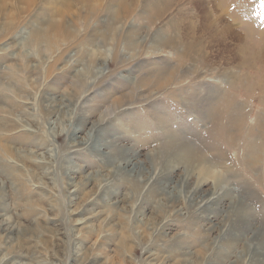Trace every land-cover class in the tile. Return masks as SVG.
Masks as SVG:
<instances>
[{
  "label": "rangeland",
  "instance_id": "374dc122",
  "mask_svg": "<svg viewBox=\"0 0 264 264\" xmlns=\"http://www.w3.org/2000/svg\"><path fill=\"white\" fill-rule=\"evenodd\" d=\"M13 1H0V217L13 227L0 264H264V135L252 133L254 165L243 127L206 112L219 89L252 124L260 94L161 44L173 4L157 17L153 0L122 14L131 1ZM231 5L261 28L264 0ZM171 146L207 161L173 160ZM197 163L214 173L201 179Z\"/></svg>",
  "mask_w": 264,
  "mask_h": 264
},
{
  "label": "bare ground",
  "instance_id": "6f19581e",
  "mask_svg": "<svg viewBox=\"0 0 264 264\" xmlns=\"http://www.w3.org/2000/svg\"><path fill=\"white\" fill-rule=\"evenodd\" d=\"M0 1H2V0H0ZM4 1L5 0H3V2ZM8 1H10V0H8ZM15 1L17 3L23 4L20 7L24 8V7H26V4H27V6L28 5L31 6L32 4H34L36 0H15ZM15 1H13V3H15ZM60 1H64V0H60ZM73 1L89 2V1H93V0H73ZM122 1L123 0H120V2H122ZM128 1H131V3L128 4V3H126V1L121 3L120 9H119L120 10L119 14L130 12V9H132V8H130L131 4H133V6L134 5L136 6L139 4V2L141 0H128ZM183 1L187 2L186 4H188V5H189V3H191L192 4L191 9H189V8L183 9V6H184ZM21 2H23V3H21ZM161 4H162V6H159V9L152 11L153 14L157 17L164 16V12H166L172 4H173V6L176 7V9L174 8L175 10H173V12L171 13V16L173 18V22L170 23L167 27V28L170 27V28L176 29V33L172 37L169 35L170 38L168 37L166 39L165 38L161 39V44L172 46V47H168V48L173 50V52L176 54L177 57H179V60L181 62H182V60L183 61L189 60L191 62H193V61L203 62V63H205L204 65H207L208 63H212L213 66L217 65V67L221 68V70L219 69V71H217L218 75L221 76L222 78H225V80L230 84L229 87L232 88V86H234V85H238V84L240 85L243 83L244 85H246L245 86V92H247V93H253L254 92L255 94H257V93L260 94L258 101L262 105V108H260V110L255 113L254 119H253L254 122L252 124H249V121H248L249 113L247 112V110L245 108L246 105L239 103L235 98H233L230 95L226 96L227 94H225V93L224 94L218 93L219 89L216 93L217 97L215 99V100H217L215 102V104L217 102H218V104L213 108L212 105L214 104V102L210 104L211 101H209L206 105L207 106L206 112L210 113L211 115H212V113H214V115H215L216 113H220V112H222V115L226 114L225 118L222 116L218 119L217 116H214V121L217 123L218 126L224 123L223 126L225 129L228 128V130L235 131V133L238 131L239 128L243 127L242 131H244V133L242 134V131H239V132L242 134L243 142L244 143L246 142L245 148H246V150L248 149V153H249L248 159H250L251 162L254 161L253 164L256 165L258 161L255 160V158H256L255 146H257V145H256V140L252 138V133H254V132L258 133L259 132L261 134V136L264 135V21L261 22V28H257L250 21H244L241 18V16L238 15V12L234 8L231 9L232 8V5H231L232 0H195V1H192V0H173V1L172 0H153L150 3V5L153 7L155 5H161ZM16 7L18 8V5ZM195 10H196V12H198V14L195 13ZM168 16H169V14H168ZM196 17H197V19H203L202 23L200 24L201 27L199 24H196V25L194 24L193 20ZM164 18H166V17H164ZM12 20H10V21L12 22ZM171 20L172 19H170V21ZM47 25H48V27H47L48 30L60 31L62 29L60 23L57 21L49 22ZM5 27L6 28L8 27V22H6ZM198 30L200 32H198ZM159 32H157V33L159 34ZM164 32H165V30H164ZM247 33L250 34V36H252V37L257 36L258 37V44H255V42H252V41L248 42L249 35H247ZM36 34L38 35L39 32H37ZM163 34L165 35V33H163ZM37 38H36V40H37ZM211 52L217 53L215 58L214 57L210 58L211 56L209 54H211ZM194 55H196V57H194ZM255 62H257L258 65L262 69V70L258 69L259 71L262 72L261 76L259 78H256V76H254V79L252 78V82H253V80L259 81V83L255 84L256 86H258L256 89H254L252 87L253 83H251V85L249 84L250 82L248 79L250 78V76L247 74L246 71H244V69H249L251 67L255 68L256 67V66L254 67ZM180 64H183V63H180ZM159 71H161V70H159ZM171 75H172V73L170 74V76ZM95 76H96V74H95ZM164 77L166 78V76H163L157 82L166 81L167 78L165 79ZM209 81L214 82V83L217 82L214 79L213 80L211 79ZM133 82H135V81H133ZM237 82H239V83L236 84ZM246 83H248V84H246ZM137 84L139 85V83H137ZM144 84H143V86H145ZM80 85H82L81 82H79L76 87H79ZM77 89L78 88H76V90ZM213 90L215 91V89H213ZM228 93H231L230 90L228 91ZM124 96H123V98H124ZM128 99H125V101ZM119 103H120V101L117 104L119 105ZM223 103H226V105L223 106ZM65 107L68 109L69 105H66ZM219 107L221 109V110L219 109L220 111L217 110ZM217 111H219V112H217ZM65 112L69 116L71 115V113H68V110ZM217 121H220L221 124H220V122H217ZM99 122H101V120H99L98 123ZM95 124H96V122L93 123L92 126H95ZM92 128H94V127H92ZM90 137H91V134L84 141H80V142L87 143V141H88V143L91 142V145H92V140ZM168 138H169V135H168ZM261 138H259V139H261ZM258 145H259V143H258ZM171 147H172V149H171L172 151H170V153L172 152L174 157L171 155L169 157H171V159L173 158V160L176 158V160H180L181 162H188V160H191V159H196V160L201 159L205 163L207 161L206 159H204V156L199 157V156H196V154H194L193 152H190L188 150L189 146L188 147L187 146H185V147L180 146V148L178 147V149H176L177 147H174V146H171ZM170 153H168V155ZM160 154H163V153H160ZM251 155H252V157H251ZM161 156L163 157V155H161ZM258 157L259 156H257V158ZM167 158H168V156H167ZM115 160H116V158L114 159V161ZM165 160H166V158H165ZM132 161H134V160H129L128 162L124 163L123 165L129 166ZM195 164L196 163L193 162L192 165L195 166V168H199V167H196ZM197 164L202 168L201 170L203 173L200 174L201 179L209 177L211 175L209 170H212V169L210 166L205 167V166H201L200 163H197ZM189 166L190 165H188V167ZM192 168H194V167H192ZM208 168H209V170H208ZM195 170H197V169H195ZM212 172H213V170H212ZM74 190L75 189H73V191ZM206 201H208V200L205 198L204 202H206ZM0 229L4 230L7 235H8V232L11 233L13 231V227L10 224H8V221H6L2 215L0 217Z\"/></svg>",
  "mask_w": 264,
  "mask_h": 264
}]
</instances>
